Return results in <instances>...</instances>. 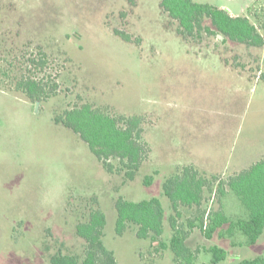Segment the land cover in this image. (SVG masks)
<instances>
[{
  "label": "rangeland",
  "instance_id": "374dc122",
  "mask_svg": "<svg viewBox=\"0 0 264 264\" xmlns=\"http://www.w3.org/2000/svg\"><path fill=\"white\" fill-rule=\"evenodd\" d=\"M194 1L248 15L264 37V0ZM160 2L0 0V84L4 73L47 74L60 84L58 96L39 108L0 89V264H51L56 255L82 260L85 242L76 227L88 219L95 198L107 216L104 244L118 264H176L164 181L187 161L226 179L264 156V84L258 80L264 46L220 42L205 33L187 43ZM204 26L212 28L209 19ZM38 47L50 59L44 73L29 65ZM83 104L146 118L144 140L152 152L135 180L109 174L79 135L55 122L58 113ZM148 176H154L151 186L144 183ZM217 190L215 183L206 191L201 210L244 218L238 198L227 192L219 199ZM120 197L161 201L166 250L138 239L134 225L123 237L116 234ZM199 215L183 209L179 225L197 223ZM226 229L211 240L199 227L192 232L186 244L200 251L195 264H213L211 246L228 252L216 264L264 257V234L249 246L240 231Z\"/></svg>",
  "mask_w": 264,
  "mask_h": 264
},
{
  "label": "trees",
  "instance_id": "16d2710c",
  "mask_svg": "<svg viewBox=\"0 0 264 264\" xmlns=\"http://www.w3.org/2000/svg\"><path fill=\"white\" fill-rule=\"evenodd\" d=\"M160 6L173 21L177 22V34L187 43L202 39L205 33L208 36H216L218 40L222 36L223 40L220 42L232 41L256 48L264 46V37L249 16L233 17L228 10L200 4L194 0H161ZM205 19L210 20L212 28L204 26ZM115 33L125 42L132 41L129 34L120 30H116ZM36 55L39 57L31 55L29 65L44 73L49 65V55L41 47H38ZM232 66L237 68L236 64ZM259 73L258 80L264 84V68L260 69ZM0 89L21 95L34 104L38 102L42 104L58 96L60 84L57 79L47 74L43 77L22 74L14 78L10 73L8 75L4 73ZM54 119L57 124L79 135L109 174H124L129 181L135 180L152 152L144 140V128L147 124L144 116L124 114L114 116L107 110L83 104L58 113ZM153 181L154 176H148L144 183L151 186ZM215 183H218L219 199L225 197L227 192L238 198L247 212L244 218L232 221L222 210L211 212L207 218V210L201 209L206 191L211 190ZM163 192L172 207L169 218L173 232L170 248L176 264H195L197 261L200 251L193 250L186 244L197 227L209 240L225 227L229 234L231 231H240L247 238L249 246L256 245L264 234V157L249 167L232 173L226 179L202 172L193 164L177 166L176 172L164 181ZM93 201L95 207L88 219L78 223L76 227L78 237L85 242L83 259L72 255H56L51 258V264H118L115 253L103 241L107 225L106 213L98 206L96 198ZM115 208L117 211L115 231L119 237H123L130 226L134 225L137 227L138 239L150 240L153 245H158L157 251L167 249L163 241L165 210L158 198L134 202L120 197ZM183 209L199 211L197 223L188 221L186 226L188 228L180 226L179 219L182 217ZM206 222L208 223L205 229ZM208 252L212 255L213 264L228 257V252L219 246H211ZM239 264H264V257L242 260Z\"/></svg>",
  "mask_w": 264,
  "mask_h": 264
},
{
  "label": "crops",
  "instance_id": "0c3cea01",
  "mask_svg": "<svg viewBox=\"0 0 264 264\" xmlns=\"http://www.w3.org/2000/svg\"><path fill=\"white\" fill-rule=\"evenodd\" d=\"M217 8H220V9H225V10H228L229 12H230V14L233 16V17H237V16H239L238 14H234L233 12H231L228 8L226 9L225 7H222V6H220V7H217ZM248 16V15H247ZM234 70H235V68H233ZM264 157V156H263ZM255 163V162H254ZM189 164H193V165H195L196 167H199V165L195 162V161H191V162H189V161H187L186 162V165H189ZM249 167V166H248ZM245 168H247V167H244V168H241V169H238V170H235V171H231L232 173H234V172H239V171H241L242 169H245ZM231 173V174H232ZM230 174V175H231ZM243 216L245 217L246 216V214L245 213H243ZM227 217L230 219V217L227 215ZM236 219H238V218H235V220Z\"/></svg>",
  "mask_w": 264,
  "mask_h": 264
},
{
  "label": "built area",
  "instance_id": "2783aa9c",
  "mask_svg": "<svg viewBox=\"0 0 264 264\" xmlns=\"http://www.w3.org/2000/svg\"><path fill=\"white\" fill-rule=\"evenodd\" d=\"M216 196V195H215ZM213 198H215L214 196H213ZM213 200V199H212ZM211 212H210V210L207 212V218H208V216H209V214H210ZM208 220V219H207ZM207 223L208 222H206V225H205V229L207 228Z\"/></svg>",
  "mask_w": 264,
  "mask_h": 264
},
{
  "label": "water",
  "instance_id": "95a60500",
  "mask_svg": "<svg viewBox=\"0 0 264 264\" xmlns=\"http://www.w3.org/2000/svg\"><path fill=\"white\" fill-rule=\"evenodd\" d=\"M220 37H222V36H220ZM39 105H40V103L38 102V103H37V107H38V108H39Z\"/></svg>",
  "mask_w": 264,
  "mask_h": 264
}]
</instances>
